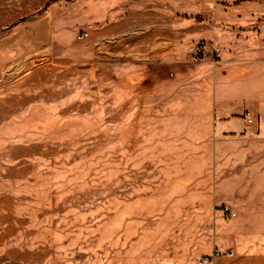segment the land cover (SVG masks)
Masks as SVG:
<instances>
[{"label":"rangeland","instance_id":"obj_1","mask_svg":"<svg viewBox=\"0 0 264 264\" xmlns=\"http://www.w3.org/2000/svg\"><path fill=\"white\" fill-rule=\"evenodd\" d=\"M240 1L0 0V264L211 258L161 139L162 112L199 104L153 52L176 19L198 20L178 50L188 78L224 46L264 45V0ZM210 14L221 31L192 39Z\"/></svg>","mask_w":264,"mask_h":264},{"label":"crops","instance_id":"obj_2","mask_svg":"<svg viewBox=\"0 0 264 264\" xmlns=\"http://www.w3.org/2000/svg\"><path fill=\"white\" fill-rule=\"evenodd\" d=\"M208 19L190 33L192 39H209L221 31L211 27V14ZM197 21L171 22L153 52L161 56L163 71L174 73L175 92L191 93L199 104L161 113L176 117L161 135L170 146L167 162L186 165L181 202L198 213L200 231L208 229L211 264H264V45L224 46L221 62L211 61L197 78H188L192 66L178 50L187 28ZM185 79L190 83L183 85ZM226 206L235 219L224 218L220 209Z\"/></svg>","mask_w":264,"mask_h":264},{"label":"built area","instance_id":"obj_3","mask_svg":"<svg viewBox=\"0 0 264 264\" xmlns=\"http://www.w3.org/2000/svg\"><path fill=\"white\" fill-rule=\"evenodd\" d=\"M89 37L88 34L84 33L80 36L81 40H85ZM210 51V46L206 41H201L198 46L195 49V54L198 57V59H204L205 57H207L208 52ZM213 56L215 59L219 58V52L218 51H213ZM245 119L247 120V122L249 124H253L254 120L252 119V117L250 115H246ZM224 218L226 220H232L235 219L237 217V214L235 212L232 211V209L230 207H223L220 209ZM219 254V252L217 251V255ZM213 262V259L211 258H207L201 261L202 264H211Z\"/></svg>","mask_w":264,"mask_h":264},{"label":"trees","instance_id":"obj_4","mask_svg":"<svg viewBox=\"0 0 264 264\" xmlns=\"http://www.w3.org/2000/svg\"><path fill=\"white\" fill-rule=\"evenodd\" d=\"M248 1H251V0H242V1H240V2L238 3V5L243 4V3H245V2H248Z\"/></svg>","mask_w":264,"mask_h":264}]
</instances>
